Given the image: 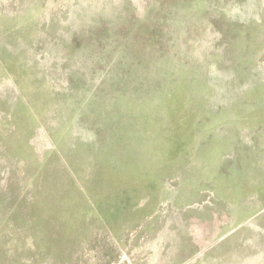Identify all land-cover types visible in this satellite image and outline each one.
Returning a JSON list of instances; mask_svg holds the SVG:
<instances>
[{"label": "rangeland", "instance_id": "1", "mask_svg": "<svg viewBox=\"0 0 264 264\" xmlns=\"http://www.w3.org/2000/svg\"><path fill=\"white\" fill-rule=\"evenodd\" d=\"M262 188L264 0H0V264H264Z\"/></svg>", "mask_w": 264, "mask_h": 264}, {"label": "crops", "instance_id": "2", "mask_svg": "<svg viewBox=\"0 0 264 264\" xmlns=\"http://www.w3.org/2000/svg\"><path fill=\"white\" fill-rule=\"evenodd\" d=\"M239 160L241 161V162H243L244 160H248V152H239ZM222 175V174H221ZM223 176V178L225 177V178H227V176H224V175H222ZM212 191H214V190H212ZM262 192L263 193H261V194H263V196H264V188H262ZM214 193H215V191H214ZM232 193V192H231ZM231 195V194H230ZM229 195V196H230ZM216 198H217V196H216ZM215 204H216V202H215ZM215 208H216V206H215ZM255 213L249 218V219H247V220H254L256 223H258V225L260 226V227H262V225L261 224H264V214H263V212H264V198H263V201H262V204L260 205V207H259V209H257V210H255L254 211ZM208 223L212 226H217L218 224H226V226H229V227H233V226H235V223L233 222V220L232 219H230V218H225V219H208ZM243 223V226H247L248 228L246 229V230H244L243 232H242V234H241V236H242V241H243V246L246 244V245H248V248H251L252 250H253V252H251V253H254V254H262L263 253V251H262V253L260 252V250L262 249V246L264 245V243H262L261 241H260V238L261 239H263L264 238V235H259L258 237H257V240L256 241H254V239L252 238V239H250L251 238V236H250V234H252V232L250 231V228H249V226L248 225H245V221H242L241 222V224ZM238 226V225H237ZM260 233V232H259ZM259 238V239H258ZM213 244V243H212ZM258 244V245H257ZM256 245V246H255ZM261 245V246H260ZM245 251L246 250H243V251H238L237 253L238 254H246L245 253ZM225 254H227V253H225ZM229 254H233V252L232 253H230L229 252ZM247 254H249V253H247ZM264 254V253H263ZM196 257V256H195ZM185 258H188V255H185Z\"/></svg>", "mask_w": 264, "mask_h": 264}]
</instances>
